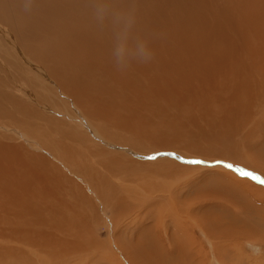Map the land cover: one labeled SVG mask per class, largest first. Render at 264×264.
I'll use <instances>...</instances> for the list:
<instances>
[{"label":"bare ground","instance_id":"1","mask_svg":"<svg viewBox=\"0 0 264 264\" xmlns=\"http://www.w3.org/2000/svg\"><path fill=\"white\" fill-rule=\"evenodd\" d=\"M116 2L152 62L118 71L90 0H0V264H206L184 213L233 264L228 239L264 242V187L159 151L217 144L264 179V0Z\"/></svg>","mask_w":264,"mask_h":264},{"label":"rangeland","instance_id":"2","mask_svg":"<svg viewBox=\"0 0 264 264\" xmlns=\"http://www.w3.org/2000/svg\"><path fill=\"white\" fill-rule=\"evenodd\" d=\"M1 42V41H0ZM71 112L73 113V116H75L76 114H79V113H77L78 111L77 110H75V109H72L71 110ZM75 113V114H74ZM70 115V114H69ZM4 126L2 127V125L0 124V131H2V133H11L10 132V130H9V128H7L6 127V125L8 124V119H5L4 118ZM15 135H19L17 132H13ZM257 144H258V142H256ZM204 146L205 147H207L209 150H211L213 147H211V146H209V145H207V144H204ZM216 147H218V149L217 150H219L220 148H219V146L216 144L215 145V148ZM168 150H169V152H168ZM167 150V153H164L163 151H159L160 153V155L159 156H165L166 158H168V156H169V159L170 158H175V159H178L177 161H181L183 164H186V165H189V166H191V167H198L199 169L198 170H196V171H194L193 173H195L194 175H193V173H192V175H193V182H200L201 180H203V179H205L206 177H208L207 176V174H209V176L211 175V176H214L213 174H221V175H226V174H228L229 173V171H231V173H233V174H237V175H239V174H241V175H243V176H248L249 178H251L252 179V181L255 183H257L256 185H262L263 187H264V179H263V177H260V176H258V175H250V174H247L246 172H244L243 170H240V169H238L237 167H235L236 165L235 164H233L232 163V161H230L229 159H228V157L227 156H225V158L223 159V154L221 153V151H217V150H215V151H204V153H202V154H196L197 156H195V154H194V152L193 153H190V155H187V156H185V158L183 157V155L181 156V155H176L175 156V153H178V154H180V152L179 151H176V150H171V149H168ZM172 152V153H171ZM221 154H220V153ZM164 153V154H163ZM161 154H163V155H161ZM187 154H189V153H187ZM167 155V156H166ZM172 155H173V157H172ZM192 155V156H191ZM207 155H209L208 157H207ZM210 155H211V157H210ZM217 155V156H216ZM219 156V157H218ZM144 157V156H143ZM178 157V158H177ZM181 157V158H180ZM196 157V158H195ZM217 157V158H216ZM220 157H221V159H220ZM186 159V160H184V159ZM192 158H194V159H192ZM210 158V159H209ZM219 158V159H218ZM190 159V160H189ZM205 159H207V160H205ZM203 160V161H202ZM221 160V161H220ZM228 160V161H227ZM194 161H196V162H199V163H194ZM231 163H230V162ZM180 162V163H181ZM222 162H224V163H222ZM218 164H221V165H218ZM229 165L231 166V167H229ZM235 165V166H234ZM203 168V169H202ZM211 169V170H210ZM207 170V171H206ZM225 170V171H224ZM234 170H235V172H234ZM238 170V171H237ZM198 171H200V172H198ZM224 173H223V172ZM242 171V172H241ZM196 172H198V173H196ZM207 172V173H206ZM194 176H196L195 178H196V180H195V178H194ZM229 176H230V174H229ZM229 176L227 177V178H229ZM186 179H188V178H186ZM176 180H185V179H181V178H176ZM192 182V183H193ZM192 188H194V186L193 185H191V186H189V187H185V188H183L182 190H183V192H181L182 194H185V193H191L192 191H191V189ZM211 202V201H210ZM212 203V202H211ZM206 206V207H205ZM204 207H202L201 208V206H199V205H194V207H193V213L194 214H198V211H201L202 212V209L203 208H207V207H210L211 206V204L209 205V204H207V205H205ZM200 207V208H199ZM197 208H199V209H197ZM229 208V209H228ZM261 208L264 210V206H261ZM195 209V210H194ZM226 209H228V210H226ZM226 211H228V212H230V213H232V214H235L234 213V210L232 209V207H226ZM198 210V211H197ZM232 210V211H231ZM195 211V212H194ZM101 212H102V210H101ZM107 211L106 210H103V212L102 213H100V214H102V216L104 217L105 216V218L107 217V216H109L110 214H109V211L106 213ZM105 213V214H104ZM263 213H264V211H263ZM107 214V215H106ZM186 215V216H185ZM188 217V218H187ZM183 218H185V220L186 221H184L183 220ZM200 219V218H199ZM188 220H189V222H188ZM192 220V221H191ZM200 221L201 220H195V217H193L192 216V219H191V216H187V214L186 213H184V217H183V215H182V223L184 224V223H186L188 226H190L189 228H190V232L189 233H192V235L194 236V238L196 239V241H197V243L201 246V248H202V250H203V255L201 256V257H203V259H204V261H205V263L206 264H224L223 262H222V260L220 261V259H221V253L220 252H218V251H220V246L222 245L221 243H220V240L218 239L219 237H211L209 234H207V232L205 231V230H203L204 229V227H203V225H201V223H200ZM103 222H105V219L103 220ZM192 222V223H191ZM189 223V224H188ZM191 223V224H190ZM170 227H172V225H170ZM201 227H203V228H201ZM104 228H106L107 229V227L106 226H99L98 227V234L101 236V237H103V238H108V237H110V235H109V233H108V231L106 230V229H104ZM173 229H174V227H172ZM176 230V229H175ZM177 232V231H176ZM109 235V236H108ZM232 241V242H231ZM223 242H225V241H223ZM218 243V244H217ZM227 243H229V246H227L226 247V243H224L225 244V248L226 249H229V250H226V257H227V259L228 260H230V258L231 257H233V258H238V259H241V263L239 262V264H264V242H259V243H257V242H254V241H250V242H248V241H244V242H238V241H236V240H234V239H228L227 240ZM237 244V245H236ZM244 244V245H243ZM232 246V247H231ZM223 247V246H222ZM217 248V249H216ZM256 249H259L260 251H259V253H257L256 252ZM217 251V252H216ZM229 253V254H228ZM233 260V264H238V262H237V260ZM249 259V260H248ZM252 259V260H251ZM222 262V263H221ZM243 262V263H242Z\"/></svg>","mask_w":264,"mask_h":264},{"label":"clouds","instance_id":"3","mask_svg":"<svg viewBox=\"0 0 264 264\" xmlns=\"http://www.w3.org/2000/svg\"><path fill=\"white\" fill-rule=\"evenodd\" d=\"M88 11L96 32L109 38L110 61L118 71L155 59L152 45L158 36L150 37L137 30L138 8L133 3L121 6L116 0H90Z\"/></svg>","mask_w":264,"mask_h":264},{"label":"snow or ice","instance_id":"4","mask_svg":"<svg viewBox=\"0 0 264 264\" xmlns=\"http://www.w3.org/2000/svg\"><path fill=\"white\" fill-rule=\"evenodd\" d=\"M194 163H199V162L194 161ZM229 167H231V166L229 165Z\"/></svg>","mask_w":264,"mask_h":264}]
</instances>
